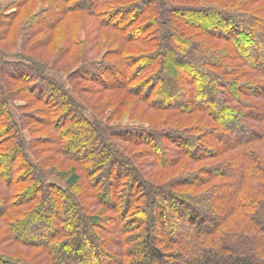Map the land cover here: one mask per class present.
I'll return each instance as SVG.
<instances>
[{
    "label": "trees",
    "instance_id": "16d2710c",
    "mask_svg": "<svg viewBox=\"0 0 264 264\" xmlns=\"http://www.w3.org/2000/svg\"><path fill=\"white\" fill-rule=\"evenodd\" d=\"M0 264H264V0L0 7Z\"/></svg>",
    "mask_w": 264,
    "mask_h": 264
},
{
    "label": "rangeland",
    "instance_id": "374dc122",
    "mask_svg": "<svg viewBox=\"0 0 264 264\" xmlns=\"http://www.w3.org/2000/svg\"><path fill=\"white\" fill-rule=\"evenodd\" d=\"M11 0H0V7L3 9ZM121 124L123 125H136L138 124L135 121H131L125 116L122 121H120Z\"/></svg>",
    "mask_w": 264,
    "mask_h": 264
}]
</instances>
